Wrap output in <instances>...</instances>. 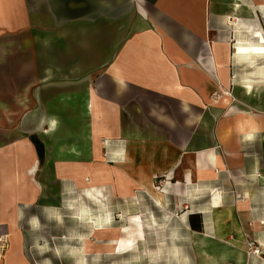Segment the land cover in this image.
I'll list each match as a JSON object with an SVG mask.
<instances>
[{"label": "crops", "instance_id": "crops-1", "mask_svg": "<svg viewBox=\"0 0 264 264\" xmlns=\"http://www.w3.org/2000/svg\"><path fill=\"white\" fill-rule=\"evenodd\" d=\"M235 1L0 0V264H45L86 187L128 229L99 264H264V52L234 51L264 48V0Z\"/></svg>", "mask_w": 264, "mask_h": 264}, {"label": "rangeland", "instance_id": "rangeland-1", "mask_svg": "<svg viewBox=\"0 0 264 264\" xmlns=\"http://www.w3.org/2000/svg\"><path fill=\"white\" fill-rule=\"evenodd\" d=\"M62 197L67 211L65 213L66 218L60 221L55 214H51L50 217L53 221L48 224L47 233L43 234L42 247L40 250L35 248L36 246L33 247L36 249L34 252L39 253L41 258L45 259V264H75L76 258L81 252L80 234H85L91 227L94 229L101 227L110 229L112 224L115 225L117 222L122 224L126 220L120 213L107 210L105 191H101L99 188L86 187L79 190L72 188L70 191L66 190ZM100 215H102V218H100ZM123 228L124 232H128L124 225ZM0 234L6 235L3 232ZM5 237L7 240L3 245V252L11 244L10 237ZM108 240L106 239V241ZM32 246L33 244L28 245L31 255ZM3 252H1V256ZM97 252V240L92 239L90 253L86 254L84 259L85 264H99ZM262 256L264 258V254ZM127 259L129 260V258ZM100 261V264H104V261L105 264H113L114 258L107 255L105 259L102 258Z\"/></svg>", "mask_w": 264, "mask_h": 264}, {"label": "bare ground", "instance_id": "bare-ground-1", "mask_svg": "<svg viewBox=\"0 0 264 264\" xmlns=\"http://www.w3.org/2000/svg\"><path fill=\"white\" fill-rule=\"evenodd\" d=\"M237 1V0H236ZM235 1V3H237ZM240 28V24H236L234 25L233 29L237 30ZM234 51H236V54L237 56H248L249 54H251V52L253 53H263L264 52V48L263 47H260V46H251V49L249 47H245L241 44H238ZM259 73H262V71H258ZM255 87L254 86H251L250 84H247L246 86H244V89L246 92H252V90L254 89ZM52 124H49L50 127H54V126H57L56 124V121L55 119L52 120ZM50 130H45L43 131V133L46 135L47 133H49ZM155 197L157 198V200L159 199V194L155 193ZM83 207V205H81ZM57 215V214H56ZM58 216V215H57ZM99 229L96 228H90L88 231H86L85 234L79 236V240L81 241V252L79 254V256L76 258V263L75 264H85L86 262L84 261L85 259V256L86 254H89L90 253V244L92 243V239L93 240H96L97 238V233H98ZM125 241L126 242V246L128 248V246H130V241H129V238L126 239V240H121V242ZM124 242V243H125ZM109 249L112 248V251H113V248H116L115 245L112 247V245H108L107 246ZM227 249V248H226ZM228 252V250H225L222 255L225 256V254ZM243 252H240V255H239V258L241 259L243 257ZM228 255V254H227ZM226 255V257H227Z\"/></svg>", "mask_w": 264, "mask_h": 264}, {"label": "built area", "instance_id": "built-area-1", "mask_svg": "<svg viewBox=\"0 0 264 264\" xmlns=\"http://www.w3.org/2000/svg\"><path fill=\"white\" fill-rule=\"evenodd\" d=\"M5 236L6 235L0 234V258H1V252H3V245L7 240ZM245 247L248 256L257 257V256H261L263 253V247L260 244L253 242L252 240H247Z\"/></svg>", "mask_w": 264, "mask_h": 264}, {"label": "trees", "instance_id": "trees-1", "mask_svg": "<svg viewBox=\"0 0 264 264\" xmlns=\"http://www.w3.org/2000/svg\"><path fill=\"white\" fill-rule=\"evenodd\" d=\"M36 148H37V151H38V157H41L42 156V151H41L39 145H36Z\"/></svg>", "mask_w": 264, "mask_h": 264}]
</instances>
